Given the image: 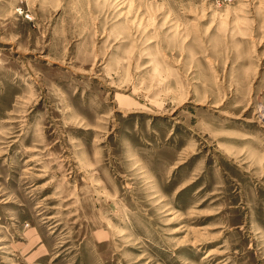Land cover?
Instances as JSON below:
<instances>
[{
    "label": "rangeland",
    "instance_id": "rangeland-1",
    "mask_svg": "<svg viewBox=\"0 0 264 264\" xmlns=\"http://www.w3.org/2000/svg\"><path fill=\"white\" fill-rule=\"evenodd\" d=\"M0 264H264V0H0Z\"/></svg>",
    "mask_w": 264,
    "mask_h": 264
},
{
    "label": "built area",
    "instance_id": "built-area-1",
    "mask_svg": "<svg viewBox=\"0 0 264 264\" xmlns=\"http://www.w3.org/2000/svg\"><path fill=\"white\" fill-rule=\"evenodd\" d=\"M215 8L228 7L233 4L234 0H208Z\"/></svg>",
    "mask_w": 264,
    "mask_h": 264
}]
</instances>
